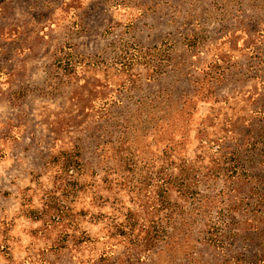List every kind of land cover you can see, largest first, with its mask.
<instances>
[{
    "label": "rangeland",
    "instance_id": "rangeland-1",
    "mask_svg": "<svg viewBox=\"0 0 264 264\" xmlns=\"http://www.w3.org/2000/svg\"><path fill=\"white\" fill-rule=\"evenodd\" d=\"M0 264H264V0H0Z\"/></svg>",
    "mask_w": 264,
    "mask_h": 264
}]
</instances>
